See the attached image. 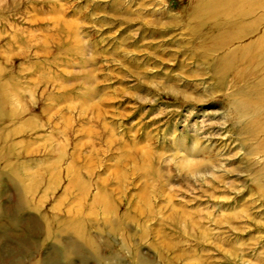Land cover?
<instances>
[{
  "label": "rangeland",
  "instance_id": "rangeland-1",
  "mask_svg": "<svg viewBox=\"0 0 264 264\" xmlns=\"http://www.w3.org/2000/svg\"><path fill=\"white\" fill-rule=\"evenodd\" d=\"M217 1L0 0V264H264V0Z\"/></svg>",
  "mask_w": 264,
  "mask_h": 264
},
{
  "label": "bare ground",
  "instance_id": "bare-ground-1",
  "mask_svg": "<svg viewBox=\"0 0 264 264\" xmlns=\"http://www.w3.org/2000/svg\"><path fill=\"white\" fill-rule=\"evenodd\" d=\"M255 1H257V0H218L216 2V4L214 3L215 7H213V10H214V12H217V14L219 16H223L226 18L229 16L232 17V16L236 15L235 13H237V11L239 9H241V7L246 9V8H248V6L250 4H253ZM211 23H213V24H211ZM255 23L258 24L257 22H253L252 25L254 26ZM210 24L211 25L209 28H211V29L215 25L219 26L218 31H216V30L214 31L215 35L216 34L218 35V33L220 34V32L222 30H224V31L229 30L231 35H232V38L242 39L245 37V36H241L242 33L241 34L236 33V30L238 28L245 26L246 23H244V22L241 23V21H210ZM211 29H209V30L211 31ZM227 34H228V32H227ZM218 36H220V38L218 39V43L225 42V39H223L221 37L222 35H218ZM256 43L254 44V50L255 51H258L259 49L262 50V51L256 52V54L260 53L257 56L260 58V60L262 62H264V46L261 48L262 44L264 43V40L261 39V40L257 41ZM233 57L234 58L232 59V65L233 64L235 65L236 61H237V54L233 55ZM249 61H251L250 58H248L247 63H249ZM241 70H242V73H244L247 70L246 66H241ZM263 85H264V82H263Z\"/></svg>",
  "mask_w": 264,
  "mask_h": 264
}]
</instances>
